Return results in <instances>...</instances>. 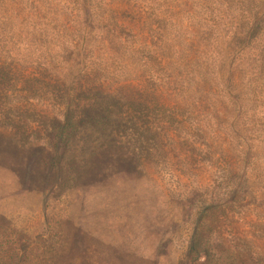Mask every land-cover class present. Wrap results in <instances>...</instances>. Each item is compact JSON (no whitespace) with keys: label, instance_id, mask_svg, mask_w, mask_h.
I'll return each instance as SVG.
<instances>
[{"label":"rangeland","instance_id":"obj_1","mask_svg":"<svg viewBox=\"0 0 264 264\" xmlns=\"http://www.w3.org/2000/svg\"><path fill=\"white\" fill-rule=\"evenodd\" d=\"M248 15L247 0H0L1 60L131 83L153 134L136 157L53 167L41 122L61 107L23 84L36 97L11 99L13 126L0 115V264H188L206 205L219 258L197 264L264 258V31L230 37Z\"/></svg>","mask_w":264,"mask_h":264},{"label":"trees","instance_id":"obj_2","mask_svg":"<svg viewBox=\"0 0 264 264\" xmlns=\"http://www.w3.org/2000/svg\"><path fill=\"white\" fill-rule=\"evenodd\" d=\"M247 2L249 15L240 20L230 33V37L238 45L250 43L264 31V10H259L264 0ZM252 50L259 60L262 52ZM83 55L84 58L87 55L85 50H82L81 56ZM260 59L262 60L261 57ZM53 68L54 65L46 61L41 62L38 67L20 68L0 58V115L6 119L4 124L13 126L11 114L17 116L15 113L26 108L25 104L11 105V99L15 95L33 98L40 89L33 86L22 87L23 84H41L50 95L48 99L55 100L61 107L58 117L45 114L41 122L42 130L48 137L45 143L52 152L50 160L53 167H59L62 161L73 165V162L86 161L99 154L107 156L106 150L121 148L120 146L131 148L129 152L136 157V146L151 144L149 142L153 139V134L149 127V102H143L145 98L135 85L120 83L113 89H107L104 82H90L96 81V76L83 60L73 64L72 60L69 62L66 58L61 76V72ZM153 93L157 94V91ZM142 124H146V127L142 128ZM74 146L80 148L77 154L67 153ZM211 207L213 206L206 205L203 208L201 221L204 218V222L199 220L193 227L187 248L188 264H197L202 258L205 262L218 261L215 246L211 244L212 228L207 223V210ZM256 259L257 264L264 263L263 257ZM234 262L228 261L227 264Z\"/></svg>","mask_w":264,"mask_h":264}]
</instances>
